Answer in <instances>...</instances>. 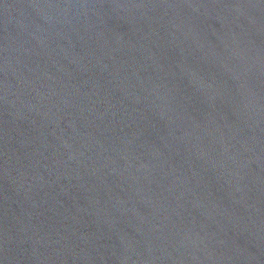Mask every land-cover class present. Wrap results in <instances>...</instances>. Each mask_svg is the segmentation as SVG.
Returning <instances> with one entry per match:
<instances>
[{
    "label": "water",
    "instance_id": "1",
    "mask_svg": "<svg viewBox=\"0 0 264 264\" xmlns=\"http://www.w3.org/2000/svg\"><path fill=\"white\" fill-rule=\"evenodd\" d=\"M0 264H264V0H0Z\"/></svg>",
    "mask_w": 264,
    "mask_h": 264
}]
</instances>
